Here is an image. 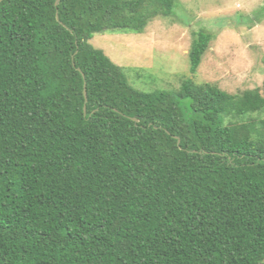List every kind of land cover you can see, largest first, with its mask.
Masks as SVG:
<instances>
[{"label": "trees", "instance_id": "1", "mask_svg": "<svg viewBox=\"0 0 264 264\" xmlns=\"http://www.w3.org/2000/svg\"><path fill=\"white\" fill-rule=\"evenodd\" d=\"M176 4L0 2V264L262 263L260 88L143 91L91 43Z\"/></svg>", "mask_w": 264, "mask_h": 264}, {"label": "rangeland", "instance_id": "2", "mask_svg": "<svg viewBox=\"0 0 264 264\" xmlns=\"http://www.w3.org/2000/svg\"><path fill=\"white\" fill-rule=\"evenodd\" d=\"M201 28L214 38L193 74L188 53ZM91 43L143 91L176 93L192 77L232 93L260 88L264 95V0H177L171 15L154 18L142 32L103 30Z\"/></svg>", "mask_w": 264, "mask_h": 264}, {"label": "water", "instance_id": "3", "mask_svg": "<svg viewBox=\"0 0 264 264\" xmlns=\"http://www.w3.org/2000/svg\"><path fill=\"white\" fill-rule=\"evenodd\" d=\"M2 0H0V2H1ZM59 1L60 0H57V4L59 3ZM85 94H86V91H85ZM85 110H86V107H85ZM261 264H264V258H263V261H262V263Z\"/></svg>", "mask_w": 264, "mask_h": 264}]
</instances>
